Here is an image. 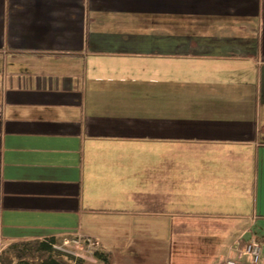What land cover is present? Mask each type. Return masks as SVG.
Wrapping results in <instances>:
<instances>
[{"label":"crops","instance_id":"1","mask_svg":"<svg viewBox=\"0 0 264 264\" xmlns=\"http://www.w3.org/2000/svg\"><path fill=\"white\" fill-rule=\"evenodd\" d=\"M264 264V0H0V250Z\"/></svg>","mask_w":264,"mask_h":264},{"label":"built area","instance_id":"2","mask_svg":"<svg viewBox=\"0 0 264 264\" xmlns=\"http://www.w3.org/2000/svg\"><path fill=\"white\" fill-rule=\"evenodd\" d=\"M53 246L70 256L73 264L77 261L81 264L94 263L96 254L101 250L99 241L81 234L70 235ZM222 264H263L260 241L253 234L235 239L227 246Z\"/></svg>","mask_w":264,"mask_h":264},{"label":"trees","instance_id":"3","mask_svg":"<svg viewBox=\"0 0 264 264\" xmlns=\"http://www.w3.org/2000/svg\"><path fill=\"white\" fill-rule=\"evenodd\" d=\"M54 243L52 237L10 243L0 250V264H73L72 258L56 249ZM96 257L106 262L102 254Z\"/></svg>","mask_w":264,"mask_h":264}]
</instances>
